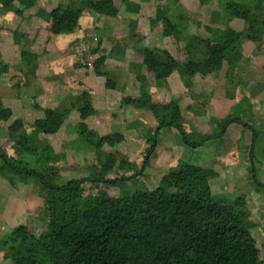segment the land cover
I'll list each match as a JSON object with an SVG mask.
<instances>
[{
	"label": "rangeland",
	"instance_id": "rangeland-1",
	"mask_svg": "<svg viewBox=\"0 0 264 264\" xmlns=\"http://www.w3.org/2000/svg\"><path fill=\"white\" fill-rule=\"evenodd\" d=\"M71 1L83 7L82 14L94 12L85 0ZM68 2L0 0V155L18 169L39 172L56 186L86 180L77 198L52 195L39 179L11 170L0 158V232L7 234L0 237V264H19L13 256L28 243L38 246L36 261L42 264L39 258L49 250L42 246L52 243L55 222L66 212L80 216L101 196L124 201L155 192L170 176V182L174 176L180 180L170 189H179L185 175L201 181H187L186 190L206 189L216 203L246 215L253 226L258 264H264V187L253 176L264 184V0H192L190 6L182 0L181 13L170 8L164 27L170 22L183 25L178 26L179 40L159 26L160 35L172 37L170 43L189 44L225 32L229 34L224 36L240 37L235 52L224 61L230 68L188 74L197 81L182 86L177 100L154 93L143 83L141 70L154 80L166 79L148 69L144 52L140 70L132 67L129 77L109 71L112 62L100 56L101 38L93 30L72 43L70 58L48 56L56 41L43 21L48 16L51 20L57 7L70 6ZM246 6L250 11L239 13ZM32 16L39 17V23L26 21ZM187 30L189 36L197 31L193 39ZM145 43L154 44L146 49L166 50V43L162 49L157 41ZM159 59H165L162 52ZM93 76L94 86L89 79ZM173 102L180 108L174 120L191 140L206 139L200 147L185 146L175 128L160 127L164 112L151 105ZM233 119L239 122L227 124ZM249 127L258 134L253 153ZM17 229L21 236L15 237L12 232ZM13 240L18 247L11 245Z\"/></svg>",
	"mask_w": 264,
	"mask_h": 264
},
{
	"label": "trees",
	"instance_id": "trees-1",
	"mask_svg": "<svg viewBox=\"0 0 264 264\" xmlns=\"http://www.w3.org/2000/svg\"><path fill=\"white\" fill-rule=\"evenodd\" d=\"M85 2L94 12L108 16L117 14V8L111 0ZM82 10L81 5L54 9L50 14L51 32L54 35L74 32ZM248 11L250 9L246 6L239 13L243 15ZM178 26L183 25L166 23L164 34L174 35L179 40L182 31ZM223 34L212 39L195 38L184 47L187 57L182 62L166 50L160 51L165 57L162 61L159 59L160 52L151 49L144 51L145 62L158 79L167 78L180 66L192 76L218 71L222 69L228 55L235 52L240 39L239 36L235 38ZM171 105H151L153 109L164 112L160 111V127L175 128L186 146L200 147L206 139L192 141L183 126L174 120L180 115L177 102ZM234 122L238 120H228L227 124ZM250 130L253 132L250 153H253L258 134L253 128ZM157 135L156 132L154 140ZM0 158L11 170L39 179L52 195L61 197L73 194L77 198L85 188V179L56 186L39 172L18 169L4 156L0 155ZM253 176L256 183L264 187L255 174ZM188 178L184 176L179 189H170L180 184L177 176L170 182V176L163 180L155 192L138 194L124 201L101 196L94 203L86 205L80 216L66 212L59 217V223L55 222V228L49 236L52 243L42 246L49 248L48 253L43 252L39 260L42 264H258L253 226L246 220V215L235 212L229 205L216 203L206 189L196 193L186 190L184 185L187 181L201 182L199 177ZM12 234L21 236L18 229ZM12 242L13 247H18L16 240ZM32 244L19 247L13 259L19 264H40L36 261L38 246Z\"/></svg>",
	"mask_w": 264,
	"mask_h": 264
},
{
	"label": "crops",
	"instance_id": "crops-1",
	"mask_svg": "<svg viewBox=\"0 0 264 264\" xmlns=\"http://www.w3.org/2000/svg\"><path fill=\"white\" fill-rule=\"evenodd\" d=\"M65 1V0H64ZM115 7L119 10L117 16H108L105 14H101L98 12L93 13H83L80 17L79 24L77 29L70 33V34H63V35H55L56 46L55 50L50 53L48 56L61 60L66 59L67 57L70 58L71 55V45L72 43L79 37L84 36V33L89 29L93 30L101 38V48H100V56L107 58V60H111L110 69L109 71L119 72L118 74L121 77H129L132 74V67L136 68V70H140L139 67L142 66V56L143 52L146 48H150L154 44L150 46L145 42L157 41L159 48H163L164 43L166 50L176 59L179 61H184V58L180 59L181 54L183 52L184 47L187 45L188 40L175 42V44L169 42V38L160 35L158 30L159 26L164 27V23L166 22V17H168V12L170 8L175 9V14H179L180 12V3L182 0H111ZM171 1L173 3L171 4ZM189 1L187 0V5L190 6ZM43 2V1H42ZM178 2V3H177ZM49 3V2H47ZM73 4L74 2L70 0L68 2ZM54 4V3H53ZM42 5H45L42 3ZM49 9L51 8L48 6ZM30 17V16H29ZM33 17V16H32ZM26 19L29 23L37 22L39 23V17H33ZM190 26L192 22H190ZM45 24L46 29L51 28V20L48 16V21H43ZM212 23L204 22L202 25H208ZM191 31V30H190ZM190 31L187 30V37L189 39H193L194 35H196L197 31L194 32L193 35L189 36ZM150 36H153L150 38ZM149 38L150 40L146 39ZM186 37V38H187ZM100 40V39H99ZM138 44V42H140ZM16 51V50H15ZM12 51V52H15ZM17 52V51H16ZM137 58V60H135ZM17 61V60H15ZM21 65H27L26 61L20 60ZM138 64V65H136ZM138 66V67H137ZM138 68V69H137ZM223 71H226L230 67L223 63ZM143 69V68H142ZM141 76L144 80L143 83H147L146 86L160 94L162 96L176 98L177 95L180 93V89L182 86L186 84L192 85L193 82L197 81L194 80L195 78L189 76L183 67L178 68L175 70L169 77L164 80L157 81L154 78H149L147 75L146 70H141ZM26 74V72H25ZM30 76H34L31 73ZM27 74V75H28ZM149 74V73H148ZM35 77V76H34ZM33 77V78H34ZM95 77H90V83L94 86L92 81H95ZM238 77V76H236ZM36 80V77L34 78ZM193 81V82H192ZM227 81L224 82V85H227ZM227 87V86H226ZM177 100V98H176ZM195 111H190L193 115ZM239 122V121H238ZM234 122V123H238ZM176 130V129H175ZM177 131V130H176ZM178 132V131H177ZM179 133V132H178ZM184 143V142H183ZM185 145V144H184ZM186 146V145H185ZM7 235L5 230L0 232V237Z\"/></svg>",
	"mask_w": 264,
	"mask_h": 264
}]
</instances>
